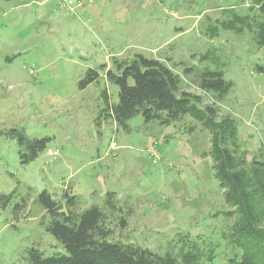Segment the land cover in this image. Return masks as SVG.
Returning a JSON list of instances; mask_svg holds the SVG:
<instances>
[{
	"label": "rangeland",
	"instance_id": "374dc122",
	"mask_svg": "<svg viewBox=\"0 0 264 264\" xmlns=\"http://www.w3.org/2000/svg\"><path fill=\"white\" fill-rule=\"evenodd\" d=\"M263 5L0 0V264H27L31 248L70 255L46 230L44 190L75 216L98 206L109 241L160 254L201 242L202 264H229L235 217L215 177L211 131L190 114L170 123L137 115L124 128L111 110L120 89L107 73L141 56L158 60L179 77L178 94L236 129L229 148L249 162L264 159ZM90 69L100 77L81 88ZM14 129L51 140L23 162L29 149Z\"/></svg>",
	"mask_w": 264,
	"mask_h": 264
},
{
	"label": "trees",
	"instance_id": "16d2710c",
	"mask_svg": "<svg viewBox=\"0 0 264 264\" xmlns=\"http://www.w3.org/2000/svg\"><path fill=\"white\" fill-rule=\"evenodd\" d=\"M257 43L264 47V23ZM107 74L120 89L119 102L111 110L115 121L124 128L137 115L147 121L161 119L170 123L190 114L211 131L215 177L225 189L226 202L231 207L226 215L235 217L226 239L237 251L228 263L264 264V159L249 162L246 153L238 155L229 148L227 135H235L236 129L217 122L215 110L199 108L191 94H178L179 77L158 60L141 56L125 65L121 74L111 70ZM99 77L96 70L90 69L80 87H87ZM10 135L18 137L21 145L29 149V153H21L23 162L36 159L51 140V137L31 140L16 129ZM110 197L111 194L107 202L113 207ZM39 202L52 217L46 230L70 255L45 257L40 250L31 248L27 264H202L207 252L201 242L192 243L190 249L178 254H160L139 244L109 241L110 231L100 226L104 213L98 206L75 216L70 210L63 211L47 190L39 194Z\"/></svg>",
	"mask_w": 264,
	"mask_h": 264
}]
</instances>
